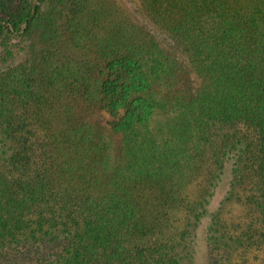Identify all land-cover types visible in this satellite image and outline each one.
<instances>
[{"label":"trees","instance_id":"obj_1","mask_svg":"<svg viewBox=\"0 0 264 264\" xmlns=\"http://www.w3.org/2000/svg\"><path fill=\"white\" fill-rule=\"evenodd\" d=\"M21 2L0 18V252L264 264V0H139L143 24L113 0Z\"/></svg>","mask_w":264,"mask_h":264},{"label":"rangeland","instance_id":"obj_2","mask_svg":"<svg viewBox=\"0 0 264 264\" xmlns=\"http://www.w3.org/2000/svg\"><path fill=\"white\" fill-rule=\"evenodd\" d=\"M116 5L125 12L129 17L136 20L139 24L144 23L143 12L140 6L139 0H113ZM23 2L21 0H0V18L8 19L9 17L14 16L18 13L22 6ZM11 42V41H10ZM166 43L170 42L172 46V50L179 57L182 62V69L185 71L186 76L189 78L190 82H193V75L191 73V69L184 64V58L181 56L180 52L176 50L175 44L168 39L165 40ZM12 45H16V41L11 42ZM1 44V40H0ZM4 54V49L0 45V57ZM97 120L101 125H107L113 121V119L107 113H100L97 116ZM245 189L250 186L249 182L244 185ZM242 192V188H241ZM246 210L243 205H228V207L224 210V217L229 222H240L246 221L244 218L246 215ZM163 220L159 221V226L162 225L165 237H173L177 234V232L181 229L184 221L182 216L181 209H174L163 215ZM261 229V228H260ZM264 249V247H263ZM53 246H27L17 250H8L0 252V264H40L44 261H48V257L53 253ZM207 251V250H206ZM258 257L261 259L264 257L263 252H258V250H253L252 259L254 257ZM48 259V260H46ZM216 259V255L213 252H209L207 257H201L202 264H210ZM258 263L260 260H257ZM254 261L251 260V263Z\"/></svg>","mask_w":264,"mask_h":264}]
</instances>
